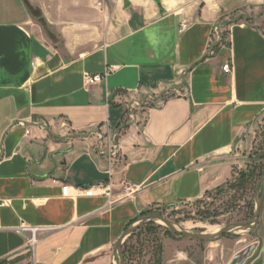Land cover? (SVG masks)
<instances>
[{
    "label": "crops",
    "instance_id": "0c3cea01",
    "mask_svg": "<svg viewBox=\"0 0 264 264\" xmlns=\"http://www.w3.org/2000/svg\"><path fill=\"white\" fill-rule=\"evenodd\" d=\"M263 9L264 0H0V264H117V241L143 213L231 182L263 124L264 25L227 26L226 50H211V32L234 11ZM108 133L112 161L97 136ZM21 222L39 228L32 250ZM177 237L162 240L154 264H199V249Z\"/></svg>",
    "mask_w": 264,
    "mask_h": 264
},
{
    "label": "rangeland",
    "instance_id": "374dc122",
    "mask_svg": "<svg viewBox=\"0 0 264 264\" xmlns=\"http://www.w3.org/2000/svg\"><path fill=\"white\" fill-rule=\"evenodd\" d=\"M248 18L260 19L258 24L263 26L264 9L249 15L239 10L223 16L212 48L226 50L227 26L246 22ZM153 105L154 103L149 101L144 107H153ZM243 156L235 170L233 180L238 178V174L246 172L248 167H257L260 177L252 178L242 188L230 189L224 186L221 190L209 192L196 201L153 208L149 210L152 214L148 216L159 215L177 230L206 235H214L227 225L251 222L255 214L256 202L263 189L261 180L264 170V118L255 145ZM132 226H135V223L130 227ZM251 226V228L233 229L213 242H198L184 237H179V240H189L187 242L190 247L195 246L199 249L191 256L199 264H230L237 255H240L237 264H264V202L257 222L252 223ZM139 228L122 244L124 246L126 242L125 247L127 252L129 251L127 264H154L162 240L177 237L168 234L167 227L160 221L144 223Z\"/></svg>",
    "mask_w": 264,
    "mask_h": 264
},
{
    "label": "water",
    "instance_id": "95a60500",
    "mask_svg": "<svg viewBox=\"0 0 264 264\" xmlns=\"http://www.w3.org/2000/svg\"><path fill=\"white\" fill-rule=\"evenodd\" d=\"M125 6L127 7L128 3H125ZM261 181L263 184V189H262V192H261V194H260V196L256 202V210H255L253 220L251 222L236 223V224L227 225V226L223 227L218 233H216L214 235H206V234L190 233V232H186V231H183L180 229L177 230L174 228V226L169 221H167L166 219H164L162 216H159V215L145 216V217L139 219L138 221H136L135 226H132V227L129 226L123 232V234L121 235V237L117 241V243L115 245L116 255H117V264H124V258H123V253H122V244H123L124 240L127 237H129L130 235H132L134 233V231L139 229V227L141 225H143L144 223L153 222V221H160L172 233H174L180 237H184V238L194 240V241H198V242H213V241L221 239L225 233H228L229 231H231L233 229L251 228L252 227L251 224L257 222L261 208H262V205H263V202H264V170H263V178ZM239 257H240V255H237L232 260V262L230 264H237Z\"/></svg>",
    "mask_w": 264,
    "mask_h": 264
},
{
    "label": "built area",
    "instance_id": "2783aa9c",
    "mask_svg": "<svg viewBox=\"0 0 264 264\" xmlns=\"http://www.w3.org/2000/svg\"><path fill=\"white\" fill-rule=\"evenodd\" d=\"M186 24L185 23H181L180 27H179V33H182L185 29ZM218 32H219V24H216L211 32V42L209 44V46L213 47L214 44V40L217 38L218 36ZM210 51V48H209ZM221 71L224 74H230L232 71V66L230 62H226L222 65L221 67ZM108 73V70L105 71L102 75H90V74H85L83 76V80L84 83L88 86L94 85V84H99L101 83L103 77H105ZM97 135V134H96ZM99 137L100 140L102 139H106V142L108 144V156H109V161H112L113 158L117 155V141H116V135L115 134H111L108 133L107 135L103 136L101 134L97 135ZM103 192L104 195L108 196L109 195V188L107 187H101L100 188ZM84 197H92L95 194V190L94 188H90L88 190H85L82 192ZM61 196L62 197H69V186L64 185L61 187ZM6 205V203L4 201H0V207H4ZM18 231L24 234H27L29 237L27 239V243H26V247L29 250H32L34 245L37 242V238L36 235L39 232V228H33V227H29L25 224H23L22 222L20 223L19 227H18Z\"/></svg>",
    "mask_w": 264,
    "mask_h": 264
},
{
    "label": "trees",
    "instance_id": "16d2710c",
    "mask_svg": "<svg viewBox=\"0 0 264 264\" xmlns=\"http://www.w3.org/2000/svg\"><path fill=\"white\" fill-rule=\"evenodd\" d=\"M257 171H258V168L257 167H248L247 168V170H246V172H244V173H240V174H238V178H236V179H234L233 181V183H232V181L231 182H229L226 186H228L230 189H235L236 187H240V188H242V187H244L245 185H247L249 182H250V180L252 179V178H254V177H260V173H257ZM222 188H219V189H217V190H221ZM150 214H152V213H150L149 211H147V212H145V213H143L142 215H141V217L139 218V219H141V218H143V217H145V216H148V215H150ZM139 219H137V220H134L133 222H131L130 224H129V226H131L132 224H134L136 221H138ZM150 225V224H149ZM140 229V228H139ZM168 234H173V235H175V236H178V235H176V234H174V233H172L171 231H169V230H167L166 231ZM133 235V234H132ZM132 235H130L129 237H131ZM129 237H128V239H129ZM180 237V236H179ZM128 239L126 240V241H128ZM125 244H126V242L124 243V246L122 245V253H123V258H124V264H127V257H128V254H126V247H125ZM159 261V258L157 257V259H156V262H158Z\"/></svg>",
    "mask_w": 264,
    "mask_h": 264
}]
</instances>
